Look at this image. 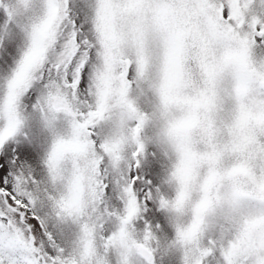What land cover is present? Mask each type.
Wrapping results in <instances>:
<instances>
[{"label": "snow or ice", "instance_id": "1", "mask_svg": "<svg viewBox=\"0 0 264 264\" xmlns=\"http://www.w3.org/2000/svg\"><path fill=\"white\" fill-rule=\"evenodd\" d=\"M0 264H264V0H0Z\"/></svg>", "mask_w": 264, "mask_h": 264}]
</instances>
